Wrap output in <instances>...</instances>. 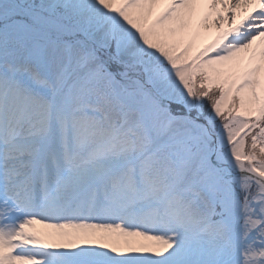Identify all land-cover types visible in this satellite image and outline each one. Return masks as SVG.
<instances>
[{"label":"snow or ice","instance_id":"snow-or-ice-1","mask_svg":"<svg viewBox=\"0 0 264 264\" xmlns=\"http://www.w3.org/2000/svg\"><path fill=\"white\" fill-rule=\"evenodd\" d=\"M0 264H264V0H0Z\"/></svg>","mask_w":264,"mask_h":264},{"label":"bare ground","instance_id":"bare-ground-1","mask_svg":"<svg viewBox=\"0 0 264 264\" xmlns=\"http://www.w3.org/2000/svg\"><path fill=\"white\" fill-rule=\"evenodd\" d=\"M214 31H215V30L213 29L211 32H207L203 38L199 39V40L197 41L196 47H199V46L203 45L204 43H206L208 40H210L211 37H212V35H214ZM36 228H37L38 230L47 231V230L44 229L43 226L40 225V224H37V225H36Z\"/></svg>","mask_w":264,"mask_h":264},{"label":"rangeland","instance_id":"rangeland-1","mask_svg":"<svg viewBox=\"0 0 264 264\" xmlns=\"http://www.w3.org/2000/svg\"><path fill=\"white\" fill-rule=\"evenodd\" d=\"M239 105H238V103H237V107H238Z\"/></svg>","mask_w":264,"mask_h":264}]
</instances>
